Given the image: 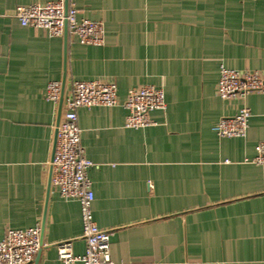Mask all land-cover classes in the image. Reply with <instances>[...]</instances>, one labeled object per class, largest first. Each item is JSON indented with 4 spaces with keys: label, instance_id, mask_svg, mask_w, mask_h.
I'll use <instances>...</instances> for the list:
<instances>
[{
    "label": "crops",
    "instance_id": "0c3cea01",
    "mask_svg": "<svg viewBox=\"0 0 264 264\" xmlns=\"http://www.w3.org/2000/svg\"><path fill=\"white\" fill-rule=\"evenodd\" d=\"M0 0V240L42 227L36 263L58 264L57 244L81 255L80 206L48 187L58 107L48 82H113L117 104L77 110L95 224L109 234L112 264H264V94L224 100L220 67L264 76V0H69L99 21L103 43L21 26ZM142 85L161 88L152 125L127 128L123 103ZM250 111L243 137L214 126Z\"/></svg>",
    "mask_w": 264,
    "mask_h": 264
},
{
    "label": "built area",
    "instance_id": "2783aa9c",
    "mask_svg": "<svg viewBox=\"0 0 264 264\" xmlns=\"http://www.w3.org/2000/svg\"><path fill=\"white\" fill-rule=\"evenodd\" d=\"M72 2L57 0L46 4L17 6L14 17L21 26L42 29L49 36L75 38L81 45L103 43V26L99 21L77 17ZM264 94V76L258 71L239 72L220 67L216 94L230 100L247 93ZM44 99L57 107L60 99V119L55 130V143L49 162L50 185L62 198L79 202L84 252L75 255L70 242L57 244L58 264H112L110 260L109 234L94 222L91 204L94 199L87 171L93 165L84 155L80 141L77 110L94 106L112 107L117 104V87L113 82L73 80L65 92L60 81L47 83ZM128 114L127 128H142L153 124L149 113L164 109V93L161 88L142 85L127 92L123 103ZM250 111L241 108L231 117H223L214 126L220 137H243L248 127ZM250 162L264 166V141L255 146V156ZM41 226L25 230L7 229L0 240V264H33L40 249Z\"/></svg>",
    "mask_w": 264,
    "mask_h": 264
},
{
    "label": "water",
    "instance_id": "95a60500",
    "mask_svg": "<svg viewBox=\"0 0 264 264\" xmlns=\"http://www.w3.org/2000/svg\"><path fill=\"white\" fill-rule=\"evenodd\" d=\"M66 2H67V0H65V4H66ZM64 38L66 39V34H64ZM62 87H63V85H62ZM61 103H62V99H60L59 105H58V110H57V123L59 122V119H60ZM54 143H55V140H54ZM50 176H51V167H49L48 187L50 186ZM41 233H42V227H41ZM36 260L37 259H35L34 263H36Z\"/></svg>",
    "mask_w": 264,
    "mask_h": 264
}]
</instances>
